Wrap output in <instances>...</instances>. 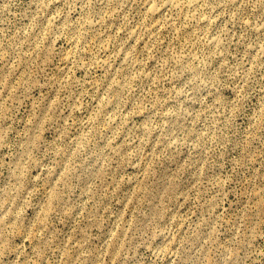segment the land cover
Masks as SVG:
<instances>
[{
	"label": "rangeland",
	"instance_id": "rangeland-1",
	"mask_svg": "<svg viewBox=\"0 0 264 264\" xmlns=\"http://www.w3.org/2000/svg\"><path fill=\"white\" fill-rule=\"evenodd\" d=\"M165 1L0 0V264H264V0Z\"/></svg>",
	"mask_w": 264,
	"mask_h": 264
},
{
	"label": "bare ground",
	"instance_id": "bare-ground-1",
	"mask_svg": "<svg viewBox=\"0 0 264 264\" xmlns=\"http://www.w3.org/2000/svg\"><path fill=\"white\" fill-rule=\"evenodd\" d=\"M184 1H193V0H166V1H165V5H176V6H177L178 4H180L181 2H184ZM194 2H195V0H194ZM189 3H190V2H189ZM191 3H192V2H191ZM191 3H190L189 5H191ZM156 4H157V3H156ZM161 4H162V3H161ZM181 4H182V3H181ZM181 4H180V5H181ZM187 4H188V3H187ZM192 4H193V3H192ZM185 5H186V4H185ZM156 6L158 7L159 5H156ZM156 6H155V8H157ZM173 7H175V6H173ZM153 8H154V5H153L152 9H153ZM161 8H162V5H161ZM161 8L156 9V11H154V12H157V11H158L159 9H161ZM169 8H170L171 10L174 9V8H171V7H169ZM166 10H167V9H166ZM152 11H153V10H152ZM164 11H165V10H164ZM154 12H153V13H154ZM160 12H161V11H160ZM160 12H159V14H161ZM162 13H163V9H162ZM157 14H158V13H157Z\"/></svg>",
	"mask_w": 264,
	"mask_h": 264
}]
</instances>
